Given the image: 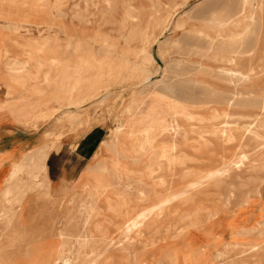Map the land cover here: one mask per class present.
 <instances>
[{
	"label": "bare ground",
	"instance_id": "bare-ground-1",
	"mask_svg": "<svg viewBox=\"0 0 264 264\" xmlns=\"http://www.w3.org/2000/svg\"><path fill=\"white\" fill-rule=\"evenodd\" d=\"M106 1L109 4L108 8L112 9L115 1ZM176 1L186 3L189 0ZM61 7L55 10L51 21L35 24L29 29L34 31L48 27L55 31V35L45 39L31 37L32 40L24 45L16 43L7 45L8 40L4 42L5 44L2 43L5 38L0 34V69L10 77L11 81L20 84L28 78L37 80L38 75L41 74V92L37 90L43 98H48V101H52L54 105L42 115L43 122L51 120L64 108L79 110L115 87H126L132 81L148 84L152 75L158 71L152 47L171 24L175 13L168 8L150 14H144L136 8L129 9L126 14H122L123 17L126 15L123 20L114 22H117L115 30H119L118 41L107 36L76 39L70 37L65 27L61 25L66 15ZM154 7L157 9L160 5ZM111 12L114 13L113 10ZM253 16H258V20L254 19L257 31L254 32L253 44L248 47L246 41L244 49L233 52L237 55L233 70L250 77L251 80L254 78L252 74L259 71L263 63L261 57L264 55V3L258 12L252 14ZM78 19L85 18L78 17L77 21ZM0 23V30L8 34L25 29L15 20L3 19ZM222 29L227 37L233 34L241 37L244 32L240 26L236 29L232 27ZM253 51L257 52L255 59L248 56V53ZM163 92L175 96L176 102L167 101L168 104L163 107V96L159 101L153 99L152 106L154 104L156 106L150 109V112L145 109L148 112L145 114L143 102L132 101L133 106L128 111L131 121L119 123L116 128L111 129L109 139L103 144L104 160L98 163V169H90L83 176L79 172L75 180L71 179L74 180L72 183L62 180L57 186L46 172L49 154L62 140L63 134L57 129L48 133L49 139L45 143L23 154L18 162L12 163L8 177L0 190V196L10 206L6 210H0V214L5 217L0 220V230L3 229L2 232L0 231V245H5L6 250L26 246L27 258H39L42 254L38 255L39 248H43L48 236L55 234V226L51 225L55 221V214L45 217V213L53 209L55 213H63L64 221L61 224L65 225L66 231L59 233L60 239L69 241L75 238L82 246H87L93 238H106L112 244V251H116L117 247L121 246L120 238L123 235L138 234L149 222L168 215L169 219L165 225L151 231V237L149 236V244H155L158 240L165 243L168 237L175 239L190 234L186 231L187 227L196 229L207 223L223 207L229 206L235 200H242L247 185L264 178V115L262 114L264 96L255 98L256 101L251 104L250 109L256 113L246 114L241 123L231 120L232 117L224 122L211 120L206 127H200L199 121L190 122L189 130L185 134H160L157 131L160 125L162 126L161 122L170 116V119L176 120L175 115L179 113V105L198 104L197 98L193 96L182 98V95H177L169 85L164 87ZM172 106H175L176 110L170 111L173 109ZM134 107L136 113L132 112ZM209 112L211 114L210 109ZM15 113L18 117L17 121L25 122L30 127L37 125L35 119L37 107L22 105L15 109ZM195 118L198 117L193 112L189 120L193 121ZM126 128H130L133 135L128 139H122ZM204 132L220 135L225 144L233 142L239 149L230 156H224L219 148L199 151L200 148L197 150L196 146L188 143L193 137L192 134L201 136ZM134 142L138 144V148L142 147L139 152L143 150L145 153L143 158L134 157L130 148ZM115 165L118 171L114 175L112 167ZM24 168L39 172V175H33V180L28 186H24L26 184L23 185L21 180H15ZM30 189H34L36 194L30 199H25L27 190ZM28 203L36 205L33 211L25 209ZM74 215L85 217L82 227L76 226L81 221L76 222L70 218ZM111 222L115 224V230L109 233L107 227ZM245 248L233 246L227 249L219 257L222 264H264L263 246ZM165 250L167 263L185 259L182 254H186L190 264H204L201 258L189 256L193 249L182 253L176 250V246L163 245L158 255ZM3 254L0 252V264H4ZM100 257L86 255L80 263H77L99 264ZM125 260L129 261L128 257H125ZM134 261L140 264L144 259L139 257ZM77 263L71 257H62L59 262V264ZM126 264L130 263L126 262Z\"/></svg>",
	"mask_w": 264,
	"mask_h": 264
},
{
	"label": "rangeland",
	"instance_id": "rangeland-1",
	"mask_svg": "<svg viewBox=\"0 0 264 264\" xmlns=\"http://www.w3.org/2000/svg\"><path fill=\"white\" fill-rule=\"evenodd\" d=\"M113 1H115L114 9L108 8L109 4L106 0H0V20H15L25 28L14 34L0 30V34L5 38L2 43H6L8 40L7 45L9 43L24 45L33 37L45 39L50 35H55V31L48 27L34 31L29 29H32L35 24L51 21L55 10H59L61 6L66 13L61 25L65 27L64 29L70 37L95 39L107 36L116 41H118L117 31L119 32V30H115L116 24L126 17V15L123 17L122 14H126L127 10L136 8L144 14H150L156 10L161 11L164 8L175 11L171 24L158 37V42L152 47L158 71L152 75L150 84L144 85L132 81L126 87H115L79 110L64 108L47 122L42 121V115L46 113L45 111L52 109L54 105L52 101H48V98H43L39 94L42 86L41 74L38 75L37 80L28 78L20 85L11 81L10 77L0 69V122L5 123L3 128L12 132H16L17 128L18 133L13 136L18 139L33 138L32 143L37 146L45 143L49 139L48 133L55 129L63 134L61 142L51 151L46 162V172L57 186L64 177L68 183H72L79 172L83 176L90 169H98V163L104 160L103 144L109 139L111 129L116 128L119 123L131 121L128 111L133 106L131 105L132 101L143 102L142 107L145 114L156 106L155 104L152 106L153 99L159 101L163 96V107L168 102H176L175 96L163 92L167 85L171 86L177 95H182V98L188 96L197 98L198 104L190 106L183 103L179 105V113L175 115L176 120L170 119V116L168 121L161 122L162 126L160 125L157 131L160 134H185L189 130L190 122L198 123L199 121L200 127H206L211 123V120L224 122L232 117L231 120L234 119L235 122L241 123L244 121L243 117L248 113L250 115L256 113L250 109V106L258 96H264V55L261 57L263 60L261 68L252 74L254 75L252 80L233 70L237 59V55L233 52L237 49H244L247 42L248 47L253 44V38L257 31L254 19L258 20V16L252 17V14L260 10L264 0H189L186 3L176 0ZM157 4L160 7L155 9L154 6ZM243 7L246 11L243 10ZM87 8L89 9L87 10ZM112 10L114 13L111 12ZM78 17L85 19L77 21ZM115 21L117 22L114 23ZM239 26L244 30L241 37H236V34L227 37L222 29L223 27L236 29ZM256 53L255 51L249 52L248 56L255 59ZM18 60L20 61V59ZM210 88L213 90L211 89V91ZM212 94L214 95L211 96ZM227 94H229V98ZM22 105L37 107V117H35L37 125L34 127L17 121L15 109ZM172 107L173 109L170 111L176 110L175 106ZM132 112L136 113V107ZM193 112L197 114L198 118L191 121L189 118ZM262 114L264 115V112ZM132 135V130L126 128L122 139H128ZM192 136L188 143L196 146L197 150L200 148L199 151L219 148L224 156H230L239 149L237 144L233 142L225 144L220 135H212L210 132H204L201 136L195 134ZM84 144L90 145L91 148L86 162L79 161L77 156L80 153L78 150ZM130 148L134 157H144L143 150L139 152L142 147L138 148V144L135 142L131 144ZM113 167L112 174L115 175L118 167L116 165ZM131 167L133 166L131 165ZM32 171L26 168L22 169L15 180H21L23 185L26 184L24 186H28L33 180V175H39L38 171L34 170L31 173ZM71 179L74 180L71 181ZM260 180L247 185L242 200H235L229 206L223 207L207 223L196 229L187 227L186 231L190 234H184L175 239L168 237L165 243L158 240L155 244H149L150 232L162 228L168 221V215H164L158 220L146 224L138 234L127 235L128 233L123 232L125 235L120 238L121 246L119 245L116 251H112V244L106 238H93L87 246H82L80 241L75 238H71L69 241L60 239L59 233L66 231L65 225L61 224L64 221L63 213H55L54 209L49 210V213H45V217L55 214V221L51 223L55 226V234L48 236L43 248H39L38 255L42 253L41 258H27L25 255L26 246L6 250L5 245H0V252L5 255L2 261L4 264H59L62 257H71L75 263H80L87 255V257L101 256L99 264H126V262L136 264L134 260L139 257L144 259L140 264H190L186 254H182L185 259L167 263L166 250L158 255L162 246L165 245V247L176 246V250L182 253L193 249L194 251L189 256L201 258L204 264H222L219 257L230 247L244 246L245 249L251 246L264 247V178ZM35 194L34 189L27 190L25 199H30ZM35 206L33 203H28L25 205V209L33 211ZM8 208L10 206L0 196V210ZM4 218L0 214V220ZM70 218L76 222L81 221L76 226H83L85 217L74 215ZM51 225L50 227H52ZM2 230L0 231L2 232ZM107 230L112 233L115 230V224L111 222ZM121 231L124 230L121 229ZM108 249L110 251L106 252ZM125 257H128L129 261L125 260Z\"/></svg>",
	"mask_w": 264,
	"mask_h": 264
},
{
	"label": "crops",
	"instance_id": "crops-1",
	"mask_svg": "<svg viewBox=\"0 0 264 264\" xmlns=\"http://www.w3.org/2000/svg\"><path fill=\"white\" fill-rule=\"evenodd\" d=\"M4 125L5 123L0 122V190L2 189L4 182L8 177L11 164L18 162L14 160L22 158L23 154L29 152L37 146L32 143L33 138L25 137L24 139H18L17 137L13 136L14 134L18 133V129L16 128V132H12L4 129ZM78 151H80V153L77 155L80 159L79 161L83 160L86 162L91 152L90 145L84 144ZM85 152H87V154H85ZM65 179L66 177H64L63 180Z\"/></svg>",
	"mask_w": 264,
	"mask_h": 264
}]
</instances>
